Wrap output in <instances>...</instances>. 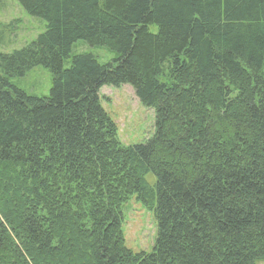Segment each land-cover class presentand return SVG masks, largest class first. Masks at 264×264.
<instances>
[{"label": "trees", "instance_id": "trees-1", "mask_svg": "<svg viewBox=\"0 0 264 264\" xmlns=\"http://www.w3.org/2000/svg\"><path fill=\"white\" fill-rule=\"evenodd\" d=\"M18 2L46 30L0 52V264L264 261V0ZM36 67L47 97L11 82ZM124 85L155 113L128 147L99 94ZM133 196L155 218L150 252L124 241Z\"/></svg>", "mask_w": 264, "mask_h": 264}, {"label": "rangeland", "instance_id": "rangeland-1", "mask_svg": "<svg viewBox=\"0 0 264 264\" xmlns=\"http://www.w3.org/2000/svg\"><path fill=\"white\" fill-rule=\"evenodd\" d=\"M0 24L12 25L13 30L5 32L0 44L1 53H12L35 41L45 32L46 23L31 17L18 0H4L0 10ZM157 31L156 27L151 29ZM93 54L101 63L112 61L116 55L105 47H91L84 41L73 46V54ZM71 59L65 62L68 67ZM17 88L34 97H47L52 87V74L43 67H36L23 77L11 79ZM101 104L117 127L120 145L128 147L142 144L150 139L155 131V113L144 107L133 89L124 85L119 88L105 86L100 90ZM147 182L154 185L156 179L147 175ZM123 235L126 247L134 253L150 252L156 238V223L153 213L140 203L136 196L122 207ZM257 264H264L258 261Z\"/></svg>", "mask_w": 264, "mask_h": 264}]
</instances>
